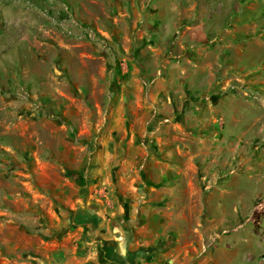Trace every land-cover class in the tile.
Segmentation results:
<instances>
[{"label": "rangeland", "instance_id": "1", "mask_svg": "<svg viewBox=\"0 0 264 264\" xmlns=\"http://www.w3.org/2000/svg\"><path fill=\"white\" fill-rule=\"evenodd\" d=\"M133 206L175 264H264V0H0V264Z\"/></svg>", "mask_w": 264, "mask_h": 264}, {"label": "crops", "instance_id": "2", "mask_svg": "<svg viewBox=\"0 0 264 264\" xmlns=\"http://www.w3.org/2000/svg\"><path fill=\"white\" fill-rule=\"evenodd\" d=\"M134 208L125 221H117L123 213L117 207H100L55 225L57 233L50 248L42 249L45 258L39 264H175L170 252L158 247L161 235L150 232L152 224L133 221L139 214Z\"/></svg>", "mask_w": 264, "mask_h": 264}]
</instances>
